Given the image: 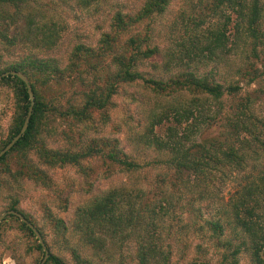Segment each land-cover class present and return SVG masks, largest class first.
Returning a JSON list of instances; mask_svg holds the SVG:
<instances>
[{
    "label": "rangeland",
    "instance_id": "rangeland-1",
    "mask_svg": "<svg viewBox=\"0 0 264 264\" xmlns=\"http://www.w3.org/2000/svg\"><path fill=\"white\" fill-rule=\"evenodd\" d=\"M146 1L30 0L18 7L0 5V32L14 40L11 45L0 38L1 70L27 54L53 59L63 69L70 64L78 46L98 51L108 35L114 36L117 15L135 16ZM213 4L214 0H169L161 15L130 24L114 52L108 53L102 62L97 75H85V67L79 63L81 73L79 70L71 72L64 84L51 86L48 92L41 91L49 97L58 96L62 110L68 106H84L88 95L104 93L110 78L116 76L114 56L135 52L131 40L140 39L138 45H142L144 51L149 47L158 49L150 58H138L136 68L147 79L171 82L179 78L183 81L187 72H193L225 89L238 84L241 87L238 97L226 93L216 101L206 95L195 96L184 87L158 92L143 81H118L105 112L93 115L92 126L53 115L42 137L48 149L58 151L81 152L92 140L105 141L102 146L114 151L116 143L121 154L142 168L120 170L100 157L83 161L82 166L88 169L86 173L76 166L40 165L50 177L51 187H46L25 178L16 180L13 174L21 167L23 159L12 154L8 173L3 172L6 164L0 165V216L18 200L19 209L41 229L50 253L65 264H77L76 254L86 264H223V258L240 244L239 264H254L249 236L234 223L231 208L235 193L240 190L238 180L254 173L253 169L247 166L231 176V167L219 166L222 172L212 170L211 180L195 187V183L188 182V171L178 172L168 162L170 149L160 148V144L168 141V128L174 125L171 114L177 109L195 106H204L205 119L212 127L202 128L191 136L190 141L185 142L184 151L193 144L227 143L226 131L231 130L232 123L228 117L232 116L233 106L249 102L256 106L254 114L256 120L259 119L256 125L262 130L264 140V125H261L264 121V17L256 25L259 30L256 37L229 6L213 13ZM29 19L51 28L56 25L53 34L56 43L47 46L37 30L28 31ZM201 21L204 25L199 28L196 24ZM222 30L225 34L215 37ZM209 31L215 36H210ZM207 44H214L213 48L204 50ZM78 76L80 78L75 79ZM253 76L257 79L250 83ZM16 105L13 83L0 84V148L9 138ZM251 145L258 148L255 141ZM29 156L37 165L38 148ZM113 190L121 194L117 213L129 214L132 205L135 211L142 213L136 214V219L123 229L109 223L95 226L98 234L97 241H93L86 233L87 228L81 226L80 214L92 206L95 199ZM48 211L65 223V232L55 229ZM212 223L220 226L213 228ZM37 243L19 223L3 222L0 225V264H41L44 255L37 250Z\"/></svg>",
    "mask_w": 264,
    "mask_h": 264
},
{
    "label": "trees",
    "instance_id": "trees-1",
    "mask_svg": "<svg viewBox=\"0 0 264 264\" xmlns=\"http://www.w3.org/2000/svg\"><path fill=\"white\" fill-rule=\"evenodd\" d=\"M30 0H0V5H11L18 7L19 4H27ZM169 5V0H147L140 12L135 16L123 15L119 13L114 21L113 35H108L102 42L101 48L96 51L94 49H87L83 45L76 48L73 59L70 64L61 69L59 64L53 59H42L32 54L22 56L18 61L8 63V67L1 70L0 75L6 72H19L24 74L30 81L35 95V107L29 128L25 135L18 141L13 149L8 152L1 160L0 165L6 164V169L3 171L8 173L11 169L9 167V158L12 154H16V157L22 158V165L18 167V170L13 174L16 180L25 178L36 184H41L46 187H51L50 177L48 173L40 168V165H44L49 168H56L59 166H76L80 167V171L86 173L88 169L82 166L83 161L91 158L100 157L107 163L117 166L120 170L124 171H137L141 169V165L129 160L128 157L121 154L117 149L116 143L114 145V151L108 150L105 145L106 142L102 140H92L90 144L86 146V149L81 152L71 151H58L48 149L45 141L42 137L43 131L46 130L50 116L58 115L63 119L74 121L76 124L92 126L94 123L93 115L95 113H103L106 110L107 104L115 93L116 82H128L133 83L137 81H143L145 84L153 87L158 92H167L179 90L182 87L189 89V91L197 95H206L208 98H212L216 101L222 99L226 93L231 94L233 97H238L241 87L232 85L225 89L220 84H212L208 79L199 78L193 72H187L184 80L177 78L175 81L164 82L162 80L147 79L141 72L137 70V64L139 57L150 58L154 53L158 51L157 48L149 47L146 51L141 49L138 45L141 42L140 39H132L135 52L122 55H116L113 58L115 66L117 68L116 76L110 78L108 89L102 94L92 93L88 95L84 106H68L65 110L60 107V101L58 96L44 94L41 90L48 92L51 86H58L64 84L67 76H70L71 72L76 73L80 66L85 67V75H91L98 73L102 62L105 61L108 53H113L114 48L118 45L119 38L122 34H125L130 28V24H137L142 22L146 18H152L156 15H161L165 12ZM225 6H229L232 11L238 16L241 22H244L248 26V30L258 37V31L256 28L257 23L262 21L264 17V3L262 0H214L212 12H222ZM231 19V18H230ZM204 25V22H198L197 27ZM38 31L43 38V42L47 46H52L56 42H53V34L56 33V25L48 27L47 25H39L35 23L33 19L28 20V31L33 33ZM215 36V33L211 34ZM48 33V35H47ZM220 35L215 37H222L225 32H219ZM36 35V34H35ZM0 38L3 42L13 45L14 40H10L7 35L0 32ZM217 39L213 42L215 43ZM193 42L192 40L188 41ZM214 44H207L203 47L204 50L212 49ZM185 47V44H183ZM197 49L201 47L197 46ZM203 52V50H201ZM181 53V52H180ZM182 55V53H181ZM195 56V52L193 54ZM75 58V59H74ZM3 54L0 53V66L2 65ZM78 73H81L80 70ZM80 76L75 77L79 79ZM257 76H253L249 81L255 82ZM13 83V88L16 95V116L13 121V125L9 132L8 140L0 148V152L21 132L24 122L30 110L31 101L28 94L26 84L16 76H9L0 81L2 83ZM58 103V104H57ZM251 102L243 106H233L232 116L228 117L232 122L231 130L226 131V141H211L206 144H193L192 148L189 147L184 151L185 142L190 141V137L196 134L201 129H211L212 123L207 122L205 119L204 106H195V108L177 109L175 113H172V125L168 128V141L164 144H160V148L170 149L171 159L168 161L175 167L178 172L188 171V182L195 183V187H199L205 184L210 179L209 175L219 170L222 172L223 166L231 167L229 175H234L236 170L242 171L247 166L253 169L254 173H249L243 176L238 182L240 190L236 191V199L233 202L231 208L234 212V223L236 226L242 229V231L249 236V249L251 251L254 264H264V140L261 138L262 130L256 125L257 121L255 116L256 106H251ZM209 118L212 117L208 116ZM165 118V117H164ZM166 118L169 119L167 115ZM191 119H193L191 121ZM215 119V118H214ZM204 125L206 127H204ZM264 125V121L263 124ZM255 141L258 144V148L252 147L251 143ZM34 148L39 150V160L37 165L31 160L29 154ZM197 149V151L195 150ZM202 151V152H201ZM198 152V153H197ZM199 152L201 154H199ZM261 160H263L261 162ZM263 166L261 167V165ZM221 166L222 168H218ZM244 171V170H243ZM219 172V173H220ZM121 194L119 191H111L106 196L95 199L87 210L81 213V226L84 225L86 233L93 241H97V231L95 226H103L109 223L113 227L123 229L127 224L132 223L136 217V214H141L142 211H135V206L130 207L129 214L117 213L120 209L118 204L120 202ZM121 205V202H120ZM10 210H15L22 213L34 226L40 231L41 229L31 220V218L23 213L19 209V201L16 200L10 205ZM262 211V212H261ZM48 218L54 223L55 229L59 232H65V223L56 217H53L51 212L48 211ZM13 220L19 223L22 230L31 235L36 242L37 250L44 255V250L40 245L33 231L22 223L15 216H8L3 222ZM1 222L0 225L3 223ZM138 224V222H136ZM213 228L220 226L219 223H212ZM42 234V233H41ZM43 237V235H42ZM230 246H232L230 244ZM241 244L236 246L233 252L226 255L223 258V264H239V255L241 254ZM50 258L46 264H65V262L50 253ZM77 264H86L85 261L76 254ZM146 259L145 255L142 256V261Z\"/></svg>",
    "mask_w": 264,
    "mask_h": 264
},
{
    "label": "water",
    "instance_id": "water-1",
    "mask_svg": "<svg viewBox=\"0 0 264 264\" xmlns=\"http://www.w3.org/2000/svg\"><path fill=\"white\" fill-rule=\"evenodd\" d=\"M9 76H16V77L20 78L26 84L27 89H28V94L30 97V101H31V106H30V110L28 112V115L26 117V120L24 122L23 128L21 129V132L0 152V160L8 152H10L13 149L15 144L18 141H20V139L27 132L29 125H30V122H31L32 115H33L34 107H35V95H34V91H33L30 80L24 74L13 71V72H6V73H3L2 75H0V81L4 78L9 77ZM10 215L17 217L22 223L27 225V227H29L33 231V233L35 234L36 238L38 239L40 245L42 246V248L44 250V258H43L41 264H46L51 255H50V251H49L40 231L22 213L15 211V210H10V211H7L4 214H2L0 216V223L3 222Z\"/></svg>",
    "mask_w": 264,
    "mask_h": 264
}]
</instances>
